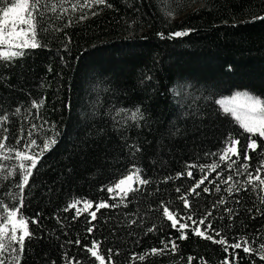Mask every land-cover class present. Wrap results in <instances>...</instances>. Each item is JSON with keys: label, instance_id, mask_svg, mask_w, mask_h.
Masks as SVG:
<instances>
[{"label": "trees", "instance_id": "1", "mask_svg": "<svg viewBox=\"0 0 264 264\" xmlns=\"http://www.w3.org/2000/svg\"><path fill=\"white\" fill-rule=\"evenodd\" d=\"M86 2L91 0H49L47 6L42 5L46 29L39 33L42 47L26 50L29 54L12 67L0 69L5 77L0 80V114L10 117L8 145L26 151L24 144L36 139L32 151L38 152L46 137L60 133L26 187L20 211L38 223L29 225L36 238L26 241L21 264H66L65 254L85 261L83 245L90 246L93 240L100 242L99 253L106 262L108 249L119 251L116 264H188L189 256L194 258L191 264H223L226 258L232 264H264L260 259L264 215L256 211L264 209L259 201L264 186L239 194L244 210L232 220L221 219L226 216L223 206L213 210V204L223 196L227 207L237 208L233 203L237 196L228 197L225 184L220 185V192L215 190L219 181L210 168L205 171L213 183L205 180L197 189L200 195L191 198L197 221L206 211H213L199 225L202 231L210 223L229 244L246 239L249 244L244 246L252 249L248 254L242 248L229 247L226 252L225 245L196 236L193 228L197 225L190 220L180 221L188 225L183 230L172 228L171 221L163 218L162 206L170 202L177 218L187 216L189 210L179 197L203 177L200 165L219 159L206 153L221 151L229 136L240 141L242 153L247 150L251 134L223 113L216 101L237 91L264 99V21L253 19L264 16V0H107L112 7L81 8ZM196 3L199 6L188 9ZM166 13L183 15L170 20ZM177 31H188V35L168 38ZM33 101L43 104L33 109ZM17 107L21 112L13 115ZM137 107L144 119L134 122L130 116ZM33 124L38 130L28 137ZM177 128L182 131L173 136ZM21 136L23 141L16 144ZM255 138L264 144V139ZM129 146H139L140 151ZM262 152L249 151L253 176ZM3 155L0 165L15 170L20 161L14 154L7 160ZM221 165L217 171L226 178L225 162ZM133 168L141 169L142 178L150 184L134 185L139 191L129 193L124 207L119 205L120 197L107 189ZM177 173L182 175L177 178ZM260 175L264 177V170ZM165 177L171 179L165 183ZM20 179L17 175L0 180V201L19 207L9 193L18 192ZM246 179L233 174V183ZM77 199L91 201L92 211L105 201L118 207L97 212L94 232L89 235L90 211H81L78 217L76 209L64 211ZM128 219L138 220V225L128 228ZM153 224L157 229L148 232ZM181 231L187 239L179 238ZM77 238L81 246L66 243ZM171 240L178 245L177 252L172 253L169 244L162 254L149 255L145 261L133 259L153 248L164 249L162 241Z\"/></svg>", "mask_w": 264, "mask_h": 264}, {"label": "snow or ice", "instance_id": "2", "mask_svg": "<svg viewBox=\"0 0 264 264\" xmlns=\"http://www.w3.org/2000/svg\"><path fill=\"white\" fill-rule=\"evenodd\" d=\"M49 0H32L29 3V0H0V69L10 68L13 66L14 62L28 55L29 52L26 50L37 49L42 47V44L39 40V33L41 31H46L44 28L42 5L47 6ZM93 4H104L107 7H112V5L107 4V0H91V3L81 4L80 7H92ZM55 6H52L51 11H55ZM72 10H77V5H72ZM66 11V10H65ZM97 13L93 12L92 15ZM84 18V17H82ZM254 20L264 21V16H257L253 18ZM188 35V31H177L171 33L168 38L181 37ZM163 38V37H162ZM51 71V69H49ZM5 79V77L0 74V80ZM217 104L221 106L223 113L230 114L235 120L239 123L240 128L243 129L245 133L251 134L248 137L247 150H244L243 153L238 147L240 141L235 137L229 136L225 141V147L216 153H206V155H211L213 157H218V161H214L211 165L204 166L200 165L201 173H204L203 177L195 183L194 186L190 187L187 192L182 194L179 199L183 202L184 208L189 210L187 216L179 215L175 211L170 210V202H162L163 206V218H166L167 221H171V227L177 229L178 231L188 227L186 223L180 221L190 220L192 224L197 225L193 228V233L196 236L212 241L213 243H219L225 245L224 251H228V248L232 249H241L244 253L248 254L252 252L250 246L248 245L249 241L246 239H238L236 242L229 244L228 241L221 236V232L212 228L211 224L207 225V228L202 231L199 225H204L206 221L209 220L213 215V211H206V214L199 218L197 221L193 218L192 213L196 212L194 204L191 202L192 197H198L200 192L197 191L205 183V180H208V173L205 171V167L210 168L212 172H216L217 180L219 183L215 184V190L217 192L221 191V184L227 185L224 189L228 193V197H232L234 194L237 198L233 201L238 207L232 208L227 207L228 200L225 197L221 196L215 204H213V210H216L218 207L223 206L222 210L226 216H221V219L232 220L234 216H237L240 211L243 209V201L239 198L241 192L247 193L249 191H259L261 186H264V177L260 175L261 171L264 170V152L261 153L262 159L260 166L256 168V175L253 176V173L249 171L251 167L249 161L252 157L249 155V151L256 152L258 149H264V144H258L255 137L264 139V99L256 97L247 92L236 93L231 98H225L223 100H217ZM43 101L39 104L36 101H33L32 108L38 109L42 106ZM67 106V105H66ZM120 111L126 112L127 110L121 109ZM21 109L17 107L13 115H19ZM130 119L132 121L143 120V113L141 109L137 107L134 111L131 112ZM10 122V117L8 114H0V155H3V159H12L13 154L14 158L20 161L15 170H6L4 166L0 165V180H7L14 176L19 175L21 177L20 181L17 183L16 187L18 192H10L9 196L13 200H18L19 207L15 204L9 206L5 204L4 201H0V264H21L23 256L26 251V241H31L36 238L34 233L30 230V224H37V219H28L25 218L20 209L23 206V198L26 194V187L29 186V178L34 175L33 170L37 168V164L44 154L50 151L58 143L59 132H53L52 136L46 137L43 146L39 149L38 152H33L32 149L37 147V140L30 139L28 143L24 144L26 151H21L15 146L8 145L7 141L9 136V128L6 126ZM139 127V124L136 125ZM30 131H28V137H32L34 132L38 130L37 125L33 124ZM23 131V129L21 130ZM181 129L177 128L175 132L172 133L173 136L179 135ZM23 141V136L16 139V144H20ZM134 148L135 152H139V146H129ZM235 157V159H232ZM30 161V164L25 163ZM221 162H225V166L228 170V175L226 178L221 177V173L217 169L221 168ZM197 165H189V168H195ZM233 174L239 176H246L247 179L241 183L236 181L233 183ZM182 174L177 173V178ZM187 175L191 177L193 175L192 171H188ZM171 177H165L164 182L167 183ZM135 180L139 185H149L150 181L142 178V170L135 168L134 171L129 174L125 179L119 181L115 185L116 189H119V192L116 193L120 197L119 205L127 207L126 201L129 199V193H136L139 191L138 188L132 187V182ZM209 183L213 181L208 180ZM247 185V187H245ZM31 187H35L32 185ZM109 193H112L114 189L109 187L107 189ZM204 192H209L208 187L203 188ZM176 192L180 193L181 189L176 188ZM135 198V196L131 197ZM259 201L264 205V196L259 197ZM81 203V200L77 199L73 202H69L65 207L64 211H69L71 209H76L77 217L81 214V209L77 206ZM84 208L83 211L87 212L93 207L91 201H83ZM118 207L115 203L100 202L95 205V211L89 213L91 219L87 221L88 226L86 232L91 235L94 232L95 225L92 224V221L97 220V212L105 208H116ZM248 212H251L252 209L248 208ZM257 213L264 215V209L258 207L256 209ZM76 219V217H73ZM60 221L58 220V223ZM139 223H143V220L140 219ZM128 228H131L133 225H138V220L128 219L126 221ZM178 225V227H177ZM10 226V227H9ZM120 225H117L119 227ZM157 229V226L153 224L151 228L147 231L152 232ZM209 231H212L214 235L208 234ZM215 237H221L220 239H215ZM180 239H187V234L183 231L180 232ZM87 239V236L85 237ZM243 240V244L241 243ZM68 244H75L76 246H81V240L77 238L75 241L68 240ZM164 243V249L153 248L150 252L140 254L138 256H133V259H138L140 261H145L149 255L162 254L168 249V245H171L170 251L175 253L178 251V245L175 240H171L167 243ZM101 245L99 241L93 240L91 245H83L85 261H81L75 257H68L65 254L66 264H94L91 261V258H95V261H98L99 264H116L114 257L119 255V251L113 249L107 250V262L105 257L99 253ZM261 248L264 249V245H261ZM90 254V257H89ZM194 258L188 257V264H191ZM261 260H264V255L260 256ZM55 264V261H53ZM223 264H232V262L226 258Z\"/></svg>", "mask_w": 264, "mask_h": 264}, {"label": "rangeland", "instance_id": "3", "mask_svg": "<svg viewBox=\"0 0 264 264\" xmlns=\"http://www.w3.org/2000/svg\"><path fill=\"white\" fill-rule=\"evenodd\" d=\"M197 6H199L198 3L191 5L188 9L190 10V9H193V8H195V7H197ZM0 15H2V13H0ZM182 15H183V13H180V14H176V13H166V16H167L170 20L178 19V18H180ZM243 92H246V91H237V92H234V93H232V94H230V95H226V96L219 97L217 100H223V99H225V98H231L234 94H236V93H243ZM247 93H248V92H247ZM218 105H219V104H218ZM219 106H220V105H219ZM220 107H221V106H220ZM134 169H135V168H133L132 170H130V171H129L124 177L120 178L118 181H116V183H114L112 186H110V187H112V188L114 189V191L111 193L113 196H117L116 193L119 192V189H116V188H115V185L118 184L120 180L125 179L129 174H131V173L134 171ZM137 184H138V183L135 182V180H133V182H132V187H133L134 185H137ZM77 207L80 208L81 211H83V208H84L83 201H81V203H80ZM88 211L92 212V210H90V209H89ZM9 227H10V226H9ZM98 264H99V262H98Z\"/></svg>", "mask_w": 264, "mask_h": 264}]
</instances>
